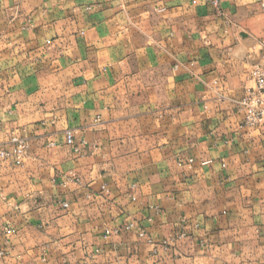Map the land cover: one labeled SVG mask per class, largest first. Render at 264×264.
I'll use <instances>...</instances> for the list:
<instances>
[{
	"label": "crops",
	"instance_id": "crops-1",
	"mask_svg": "<svg viewBox=\"0 0 264 264\" xmlns=\"http://www.w3.org/2000/svg\"><path fill=\"white\" fill-rule=\"evenodd\" d=\"M263 1L0 0V264H264Z\"/></svg>",
	"mask_w": 264,
	"mask_h": 264
},
{
	"label": "built area",
	"instance_id": "built-area-1",
	"mask_svg": "<svg viewBox=\"0 0 264 264\" xmlns=\"http://www.w3.org/2000/svg\"><path fill=\"white\" fill-rule=\"evenodd\" d=\"M217 4V1H214ZM264 5V1L262 3ZM254 85L246 88L244 95L238 100L239 109L242 111L243 119L241 125L243 127L254 128L264 126V56L256 63L250 72ZM68 145H74V138L69 134L66 138ZM9 147H5L0 143V161H11L15 165H22L23 158L29 147L27 137L12 134L8 140ZM78 150V148H76ZM192 161V159L190 160ZM210 160L203 161V164L209 163ZM63 205L68 207V203ZM135 227L133 222L126 223L123 227L107 229L106 235L118 233L121 230H132ZM142 234V233H141ZM3 251H0V255Z\"/></svg>",
	"mask_w": 264,
	"mask_h": 264
}]
</instances>
